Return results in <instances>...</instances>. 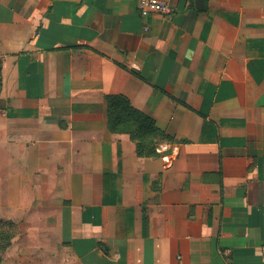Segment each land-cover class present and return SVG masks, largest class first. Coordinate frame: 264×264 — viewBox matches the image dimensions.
I'll return each instance as SVG.
<instances>
[{"label":"crops","instance_id":"1","mask_svg":"<svg viewBox=\"0 0 264 264\" xmlns=\"http://www.w3.org/2000/svg\"><path fill=\"white\" fill-rule=\"evenodd\" d=\"M197 1L0 0L1 264H264V0ZM111 94L176 143L138 157Z\"/></svg>","mask_w":264,"mask_h":264},{"label":"trees","instance_id":"2","mask_svg":"<svg viewBox=\"0 0 264 264\" xmlns=\"http://www.w3.org/2000/svg\"><path fill=\"white\" fill-rule=\"evenodd\" d=\"M3 90V58L0 57V96ZM107 104V128L113 134L128 135L136 145L138 157L158 158L161 156L160 145L163 142L176 143L171 135L165 133L156 121L144 112L135 108L131 101L122 94H111L105 96ZM7 224L0 220V226ZM1 229V228H0ZM2 232H4L1 229ZM0 237V250L6 251L11 246L7 242V236Z\"/></svg>","mask_w":264,"mask_h":264},{"label":"built area","instance_id":"3","mask_svg":"<svg viewBox=\"0 0 264 264\" xmlns=\"http://www.w3.org/2000/svg\"><path fill=\"white\" fill-rule=\"evenodd\" d=\"M174 0H140L138 6V12L141 19L146 20L153 14H160L162 16L170 17L173 14L172 3ZM150 27L145 26V32H148ZM230 250H226L223 252L225 257H229Z\"/></svg>","mask_w":264,"mask_h":264},{"label":"rangeland","instance_id":"4","mask_svg":"<svg viewBox=\"0 0 264 264\" xmlns=\"http://www.w3.org/2000/svg\"><path fill=\"white\" fill-rule=\"evenodd\" d=\"M12 217V216H11ZM4 222H7V224L0 226V228L4 231L2 232L0 229V237L2 236V234H4V236H7V242L11 241V246L6 250V251H1L0 250V264L2 263L3 260V255L5 253H8V251L13 247L14 244V240H19L23 237H25V234H27V228L25 227L28 220V216L24 215V216H17L16 219H0ZM3 236V238H4ZM1 243H5L6 240L2 239V241H0Z\"/></svg>","mask_w":264,"mask_h":264},{"label":"water","instance_id":"5","mask_svg":"<svg viewBox=\"0 0 264 264\" xmlns=\"http://www.w3.org/2000/svg\"><path fill=\"white\" fill-rule=\"evenodd\" d=\"M203 0H198L197 1V6L199 7V8H201V9H203Z\"/></svg>","mask_w":264,"mask_h":264}]
</instances>
